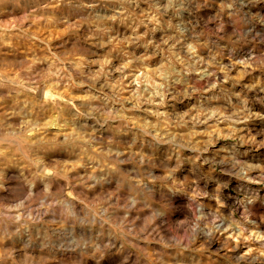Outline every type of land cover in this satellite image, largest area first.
Returning a JSON list of instances; mask_svg holds the SVG:
<instances>
[{"label":"clouds","instance_id":"9594fccd","mask_svg":"<svg viewBox=\"0 0 264 264\" xmlns=\"http://www.w3.org/2000/svg\"><path fill=\"white\" fill-rule=\"evenodd\" d=\"M0 264H264V0H0Z\"/></svg>","mask_w":264,"mask_h":264}]
</instances>
